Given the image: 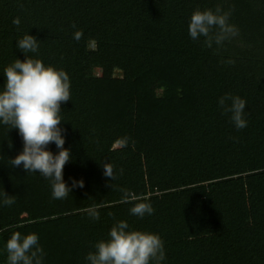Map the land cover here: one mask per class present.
I'll return each instance as SVG.
<instances>
[{"label": "trees", "instance_id": "16d2710c", "mask_svg": "<svg viewBox=\"0 0 264 264\" xmlns=\"http://www.w3.org/2000/svg\"><path fill=\"white\" fill-rule=\"evenodd\" d=\"M217 6L231 11L237 35L208 48L190 38L188 21ZM25 33L40 40L28 56L69 75L63 172L84 187L53 199L38 173L11 166L23 141L0 124V197L16 201L0 207V264L14 231L39 235L44 264H86L117 220L158 233L163 264H264V0H0V87L3 69L25 59L16 48ZM224 93L247 101L246 128L218 108ZM121 188L154 214L131 215Z\"/></svg>", "mask_w": 264, "mask_h": 264}, {"label": "clouds", "instance_id": "9594fccd", "mask_svg": "<svg viewBox=\"0 0 264 264\" xmlns=\"http://www.w3.org/2000/svg\"><path fill=\"white\" fill-rule=\"evenodd\" d=\"M231 11L217 6L213 9H196L188 21V34L193 41L204 37L208 48L222 46L237 35L236 26L230 23ZM13 24H21L20 17ZM77 31L74 38L79 40ZM40 40L25 33L16 40V48L25 54L3 69L5 82L0 87V124L10 125L18 130L23 141L22 150L12 159V167H22L27 173H38L51 187L53 199H64L75 187H84L83 179H64V167L71 159L69 148H65V130L60 126L61 104L70 100V78L63 69L45 65L39 58L28 53H38ZM223 63L231 65L235 60ZM218 108L227 115L229 122L237 129L248 126L245 118L247 101L239 95L224 93L217 99ZM55 144V153L49 149ZM103 175L113 181L117 179L113 166L103 165ZM123 174V169H120ZM112 186V185H111ZM121 201L131 203L130 214L143 219L154 214L155 209L143 196L130 189L121 188ZM15 199L7 194L0 197V207H10ZM93 221L100 220L95 207L88 210ZM14 228L22 225H13ZM85 256L86 264H163L166 250L158 233L132 228L126 220H117L109 229L107 238L96 241ZM6 264H44L46 255L35 232L23 234L14 231L4 244Z\"/></svg>", "mask_w": 264, "mask_h": 264}, {"label": "rangeland", "instance_id": "374dc122", "mask_svg": "<svg viewBox=\"0 0 264 264\" xmlns=\"http://www.w3.org/2000/svg\"><path fill=\"white\" fill-rule=\"evenodd\" d=\"M95 73H96V74H99V73H100V71H99V70H96V71H95Z\"/></svg>", "mask_w": 264, "mask_h": 264}]
</instances>
